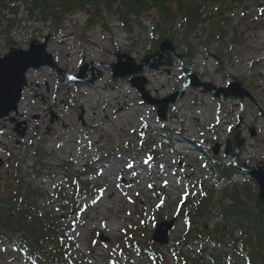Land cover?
<instances>
[{
    "label": "rangeland",
    "instance_id": "obj_1",
    "mask_svg": "<svg viewBox=\"0 0 264 264\" xmlns=\"http://www.w3.org/2000/svg\"><path fill=\"white\" fill-rule=\"evenodd\" d=\"M7 1L0 53L29 50L32 42L46 44L54 65L28 70L18 114L1 120L0 195L5 185L11 186L18 165L25 184L42 191L39 205L47 207L61 230L62 239L56 245L45 243L43 249L51 252L62 247L65 264H154L152 243L161 248L162 264H175L174 252L165 246L210 261L218 246L210 239L212 231L231 229L230 219L215 212L219 201L231 202L224 200L225 193L239 189L251 209L258 208L259 186L248 170L264 163V23L260 25L257 5L249 2L227 15L231 28L245 32L242 44L232 38L209 40V33L203 34L200 28L198 39L191 36L190 56L177 39L169 38L175 52L163 53V64L154 69L151 65L160 59V37L153 15L134 21L127 32L113 13L108 12L105 23L89 26L88 14L79 9L57 28L39 11L30 13L24 0ZM180 22L176 21L175 29ZM57 36H69L68 45L55 40ZM125 54L136 66L143 64V71L114 78L111 66ZM148 56L154 57L146 63ZM168 57L171 65H167ZM83 68L84 78L78 82L64 74L78 77ZM140 75L152 98L177 94L167 106L165 120L158 106L145 102L133 86L132 79ZM190 76H195L197 85L185 86ZM91 82L96 83L94 90L84 86ZM233 83H239L248 95L237 98L234 94L241 91L233 88V95L217 96L219 89ZM104 92L114 98L128 97L133 110L115 117V101L101 98ZM98 99L109 104L106 112ZM88 106H99L96 119ZM17 123L20 130L25 129L23 137L14 130ZM180 130L187 131L191 144L178 142ZM142 142L149 151L141 150ZM72 176L93 184L92 191L70 188ZM208 190L216 194L212 212L195 218L199 232L189 235L182 211L191 210L192 200L200 202ZM170 222L168 244L152 241L159 225ZM165 229L163 225L161 231ZM100 236L109 241H101ZM15 240L19 245L0 235V264H39L36 259L30 261L22 253L24 243ZM245 260L236 254L231 264H246Z\"/></svg>",
    "mask_w": 264,
    "mask_h": 264
},
{
    "label": "trees",
    "instance_id": "obj_2",
    "mask_svg": "<svg viewBox=\"0 0 264 264\" xmlns=\"http://www.w3.org/2000/svg\"><path fill=\"white\" fill-rule=\"evenodd\" d=\"M24 2L29 4L30 13L39 11L45 19H52L57 28L60 27L63 18L75 14L79 9L88 14L89 26L97 22L105 23L108 12L113 13L127 32L132 31L134 21H140L146 15H153L156 19L154 29L160 37L159 43L166 38L177 39L185 47L187 57L194 48V39L191 36L193 35L195 40L198 39L197 33L200 28H203V34L209 33V40L223 41L232 38L235 44L243 43L245 32L231 28L232 22L227 17L234 7L254 3L260 10L262 19L260 25L264 23V0H24ZM7 3V0H0V26L3 12L8 9ZM178 19L181 21L180 27L175 29L174 24ZM140 148L143 152L150 150V147L143 143ZM13 177L11 186L10 183L5 185L3 194L0 195V234L4 233L10 239L18 237L24 243L30 257L36 258L39 264H65L66 257L62 247L51 252L43 249L45 243L56 245L58 239L62 238L57 220L47 212V207L39 205V200L44 198L42 191L25 184L17 168ZM71 178L68 180V186L73 190L79 188L81 191H92L90 182L83 181L79 176ZM244 193L239 189L227 191L224 200L229 199L231 202L217 203L215 212L226 217L228 222L230 219L231 229L216 228L212 231L210 239L217 242L218 246L210 254V261L206 262L203 255L190 258L187 253L176 251L177 247L170 249L180 262L220 264L223 260L233 262L237 254L246 257L247 264H264L263 204L255 196L258 208L251 209ZM58 195L57 199L61 200L62 194ZM215 195V192L209 190L208 195L202 197L200 203H192V209L187 211L190 220L187 232L189 235L194 231L199 232V229L195 230V218H205L212 212L211 205L212 201L216 200ZM226 226L228 227V224ZM236 233H239L238 237ZM220 248L224 251L229 250L224 252L220 251ZM160 249L155 243L151 244V251L156 254ZM158 263L161 261L158 260Z\"/></svg>",
    "mask_w": 264,
    "mask_h": 264
},
{
    "label": "water",
    "instance_id": "obj_3",
    "mask_svg": "<svg viewBox=\"0 0 264 264\" xmlns=\"http://www.w3.org/2000/svg\"><path fill=\"white\" fill-rule=\"evenodd\" d=\"M168 51L175 52V47L170 40H165L160 47V50L157 54L160 56V59L153 65L151 68L159 69V67L163 64L162 58L163 53H168ZM154 56H148L145 60L146 63H149L150 59ZM126 58L127 61H123ZM171 57H168L167 65H171ZM51 65L54 63L52 61V57L46 52V44H37L35 42L31 43V48L29 50H20L13 49L6 55H2L0 53V125L1 120L6 119L12 113L16 115L19 112V103L23 97V92L25 88L28 86L27 75L26 73L30 68H40L42 66ZM126 67L125 69H122ZM113 70V77H126L141 74L143 71V64L140 66H136L134 59L130 55H119L118 63L113 64L111 66ZM81 73L78 75V81L84 78L85 68L82 69ZM193 84L197 85V79L195 76H191ZM132 84L134 87L138 89L141 94V97L145 100V102L149 104H154L158 106V114L164 120L166 119V111L169 103H174L176 101V95L171 96L167 99L159 100L152 98L147 92L145 85L146 80L141 77H134L132 79ZM238 88L241 91V94H234L237 98H244L248 95L247 92H243L239 83H233L230 85V88H221L218 90L217 96L221 93L223 95L231 96L233 92L231 89ZM183 93V91H181ZM15 120V118H13ZM21 123H18L16 128L14 129L21 137L25 135V129L20 130ZM241 144V143H239ZM229 151V150H228ZM215 153H218V148L215 149ZM2 164V160H0V167ZM249 173L254 178L259 185V200L264 204V163L262 166L258 168H249ZM165 225L166 229L162 232L161 227ZM173 226V222L169 224L161 223L158 227V231L155 233L153 239L161 244L168 243L167 233L171 230ZM101 239L107 240V238L101 237Z\"/></svg>",
    "mask_w": 264,
    "mask_h": 264
},
{
    "label": "bare ground",
    "instance_id": "obj_4",
    "mask_svg": "<svg viewBox=\"0 0 264 264\" xmlns=\"http://www.w3.org/2000/svg\"><path fill=\"white\" fill-rule=\"evenodd\" d=\"M52 37H53V35H52ZM68 37L69 36H57L55 40H59L61 44L68 45V42H69ZM120 40H121V43H123V39H120ZM50 43H53V41H50ZM88 57L89 56H86L87 59H88ZM93 69L94 68H92V71H93ZM84 86L87 89H89V90H94V88L96 86V83H93V82H91V83H85ZM100 96L103 99H107V100H111V101L114 100L115 101V109H114L115 111H114V115L117 118H120L123 115H125L128 111H132L133 110V105H131L128 102V100H127L128 97H125L124 99H119V97L114 98L113 97V94H109V93L106 94L105 92L104 93H100ZM99 99L97 101H98L101 109L106 112L107 109L105 108V105L106 106H109V104H107V103L105 104L103 101L100 102L101 99L100 100ZM80 105L83 107L82 104H80ZM98 107L99 106H96V107H89L88 106V109L91 111L90 115L94 119H96L98 117V112H97V110L99 109ZM86 125H87V123H86ZM176 133L179 136V139H178V142L179 143H183V144L190 143L191 144V141L189 140V136H188L187 131L180 130V132H176ZM72 162L75 163L77 161L76 160H72ZM134 181H135V179H134ZM125 182H126V180H125Z\"/></svg>",
    "mask_w": 264,
    "mask_h": 264
},
{
    "label": "flooded vegetation",
    "instance_id": "obj_5",
    "mask_svg": "<svg viewBox=\"0 0 264 264\" xmlns=\"http://www.w3.org/2000/svg\"><path fill=\"white\" fill-rule=\"evenodd\" d=\"M13 122V120H11Z\"/></svg>",
    "mask_w": 264,
    "mask_h": 264
}]
</instances>
